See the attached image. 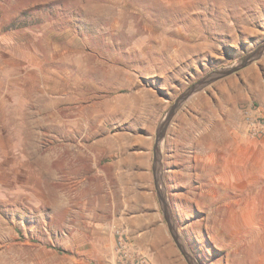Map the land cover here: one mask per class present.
<instances>
[{
  "label": "rangeland",
  "instance_id": "rangeland-1",
  "mask_svg": "<svg viewBox=\"0 0 264 264\" xmlns=\"http://www.w3.org/2000/svg\"><path fill=\"white\" fill-rule=\"evenodd\" d=\"M118 229L264 264V0H0V264H123Z\"/></svg>",
  "mask_w": 264,
  "mask_h": 264
},
{
  "label": "built area",
  "instance_id": "built-area-1",
  "mask_svg": "<svg viewBox=\"0 0 264 264\" xmlns=\"http://www.w3.org/2000/svg\"><path fill=\"white\" fill-rule=\"evenodd\" d=\"M116 235L117 251L123 264H150L145 255L136 256L126 238L123 237L121 230L118 229Z\"/></svg>",
  "mask_w": 264,
  "mask_h": 264
},
{
  "label": "water",
  "instance_id": "water-1",
  "mask_svg": "<svg viewBox=\"0 0 264 264\" xmlns=\"http://www.w3.org/2000/svg\"><path fill=\"white\" fill-rule=\"evenodd\" d=\"M251 57H253V54H251L247 59H249V58H251ZM237 69H238V67H235V68H230V69L225 70V71H219V72H217V73L223 75V74L231 73L232 71L237 70ZM211 79H214L213 76H211ZM207 80H208V79H203V80L199 81L198 83L194 84L189 90H187L183 95H181V96L176 100L174 106L170 109L169 113H168L167 116H166V119H165L164 122L162 123V127H163V128L166 127V124H167L168 119H170V117L173 115L174 111H175L176 108L180 105V103L182 102V100H183L185 97H187L193 89L199 87L200 84L206 82ZM155 156H156V155H155ZM156 161H157V160H156ZM167 220H168V219H167ZM168 223H169V221H168ZM172 232H173V231H172ZM172 234H173V236H174V238H175V240H176L178 246H179L180 248H182V247L180 246V243H179V240H178V235H177L175 232H173ZM181 250H182V252H183L185 258H186L187 261L189 262V264H194V263L191 261V260H193L192 256H190V255H189L186 251H184L183 249H181Z\"/></svg>",
  "mask_w": 264,
  "mask_h": 264
},
{
  "label": "bare ground",
  "instance_id": "bare-ground-1",
  "mask_svg": "<svg viewBox=\"0 0 264 264\" xmlns=\"http://www.w3.org/2000/svg\"><path fill=\"white\" fill-rule=\"evenodd\" d=\"M201 96V95H200Z\"/></svg>",
  "mask_w": 264,
  "mask_h": 264
}]
</instances>
